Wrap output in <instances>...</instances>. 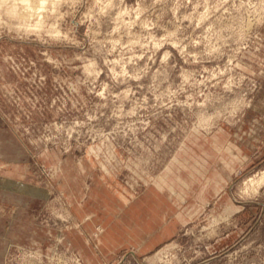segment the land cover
Masks as SVG:
<instances>
[{"label": "rangeland", "instance_id": "obj_1", "mask_svg": "<svg viewBox=\"0 0 264 264\" xmlns=\"http://www.w3.org/2000/svg\"><path fill=\"white\" fill-rule=\"evenodd\" d=\"M12 3L0 264H264V0Z\"/></svg>", "mask_w": 264, "mask_h": 264}, {"label": "bare ground", "instance_id": "obj_2", "mask_svg": "<svg viewBox=\"0 0 264 264\" xmlns=\"http://www.w3.org/2000/svg\"><path fill=\"white\" fill-rule=\"evenodd\" d=\"M15 3H16V1L17 2H22L23 3V6L22 7H24V9H23V12L26 10V16L28 15H34V14H37L38 13V10L39 9H41L43 6H45L44 4L47 2V0H13ZM9 3V2H8ZM11 4H13L12 3V0H11ZM14 5V4H13ZM12 5V6H13ZM16 5L17 4H15V8H17L16 7ZM21 5V4H20ZM18 7H19V5H18ZM21 8V7H20ZM18 9V8H17ZM43 9H44V7H43ZM45 10V9H44ZM17 12V11H16ZM22 15H24L23 13H21ZM44 14V13H43ZM18 15V14H17ZM16 15V16H17ZM21 15V16H22ZM38 15H40L39 13H38ZM26 16H23V17H26ZM35 16V15H34ZM41 16V15H40ZM37 17V16H36ZM21 18V17H20ZM27 18V17H26ZM26 18H23V19H26ZM31 18V17H30ZM38 18V17H37ZM29 19V18H28ZM29 20H31V19H29ZM28 20V21H29ZM35 20V19H34ZM24 21V20H23ZM26 21H27V19H26ZM25 21V22H26ZM37 21V20H36ZM35 21V22H36ZM27 24L29 23V22H26ZM26 25V24H25ZM25 25H22V26H25ZM29 25V24H28ZM39 26V23H37L36 24V27H38ZM26 27H27V25H26ZM28 27H32V26H28ZM41 28H42V26H41ZM27 29V28H26ZM34 29H36V28H34ZM25 30V29H24ZM39 30V29H38ZM31 31V30H30ZM37 31V30H36ZM36 31H34V32H36ZM29 32V31H28ZM38 32V31H37ZM56 32V31H55ZM256 179V178H255ZM252 180V179H251ZM254 180V179H253ZM256 180H260L259 178L258 179H256ZM255 180V181H256ZM264 180V175H263V177L261 178V180L260 181H263ZM254 182V181H253ZM252 182V183H253ZM257 182V181H256ZM259 182V181H258ZM257 182V183H258ZM254 184V183H253ZM259 184V183H258ZM258 184H256V185H258ZM261 184V183H260ZM260 186V185H259Z\"/></svg>", "mask_w": 264, "mask_h": 264}, {"label": "crops", "instance_id": "obj_3", "mask_svg": "<svg viewBox=\"0 0 264 264\" xmlns=\"http://www.w3.org/2000/svg\"><path fill=\"white\" fill-rule=\"evenodd\" d=\"M14 194H17V192L15 191V193Z\"/></svg>", "mask_w": 264, "mask_h": 264}]
</instances>
